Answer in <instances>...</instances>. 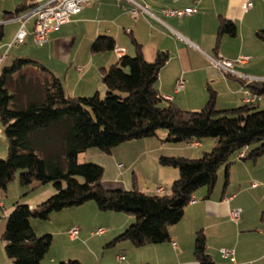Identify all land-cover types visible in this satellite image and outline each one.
I'll return each instance as SVG.
<instances>
[{"label":"trees","instance_id":"obj_1","mask_svg":"<svg viewBox=\"0 0 264 264\" xmlns=\"http://www.w3.org/2000/svg\"><path fill=\"white\" fill-rule=\"evenodd\" d=\"M24 0L3 18H13L33 7ZM235 36L236 25L221 19L216 45L222 35ZM4 36L0 23V42ZM264 43V29L255 32ZM135 54H123L101 70L104 97L71 96L57 78L37 60L16 57L0 68V124L6 137L7 153L0 158V190L16 178L21 186L37 187L52 183L54 193L29 208L15 201L6 216L1 240L4 253L13 264H41L52 240L50 234L37 236L31 219L47 220L52 212L78 207L93 201L101 211L125 212L133 221L109 244L128 241L135 247L169 240V227L182 217L195 191L213 189L217 170L230 164V156L247 147L240 160L264 157V107L243 104L218 109L214 92L198 110L182 109L164 100L157 80L167 56L158 53L152 62L144 58L140 44ZM114 49V39L101 35L91 43L93 53ZM28 75V72H34ZM249 88L264 94V82ZM167 131L163 141L198 142L215 140L211 149L197 158L161 155L158 163L178 170L163 193L132 189H109L102 184L103 168L94 163H79L78 155L95 147L110 154L120 143ZM228 170L225 172L227 180ZM81 178L82 180L80 181ZM261 219L264 220V212ZM193 257L197 264H215L206 252V236L196 232ZM56 264H81L78 260Z\"/></svg>","mask_w":264,"mask_h":264},{"label":"crops","instance_id":"obj_2","mask_svg":"<svg viewBox=\"0 0 264 264\" xmlns=\"http://www.w3.org/2000/svg\"><path fill=\"white\" fill-rule=\"evenodd\" d=\"M244 1L92 0L80 13L72 16L69 22L49 33L48 41L40 45L41 50L35 60L59 78L67 94L88 97L98 93L100 96L101 92H105L100 80L101 70L115 63L118 56L114 50L93 53L90 50L91 43L98 36L108 35L114 39V47L124 48V54L132 56L136 50L133 42H138L148 62H152L158 53L167 56L158 74L157 88L160 94L171 96V101L181 108L198 110L207 101L209 88L214 92L216 108H235L244 104V81L236 76L218 74L211 58L222 56L235 59L239 55L250 56L251 59L245 64H234L233 70L248 76L264 77V43L255 36L257 30L264 29V17H261L264 0H252V7L246 11L243 9ZM134 2L147 5L149 13L133 14L131 10L135 7ZM166 8H192L193 13L183 17H168L162 12ZM221 19L230 20L236 25V35L232 37L224 34L216 45ZM1 21H16L19 25L17 16L2 18ZM29 22L33 23V20L29 19L26 25ZM62 50L68 51L61 54ZM180 77L183 78L184 85L175 92L174 85ZM260 103L264 107V94L255 104L259 107ZM163 136L164 132L129 140L112 148L105 168L102 167V184L109 189L129 190L127 174L134 170L142 155H148L152 165H156L152 167L155 174L144 182L134 183V186L139 191L148 193H154L157 187L166 190L178 177V170L158 163L161 155L175 156L167 151L174 148H168L166 143L176 142L163 141ZM197 143L194 147H202L204 143L212 147L215 140L204 139ZM135 148L140 152L131 158L127 151ZM118 164H122V167L119 168ZM106 168L110 174L105 172ZM221 175L219 178L217 173L211 192L208 193L205 186L195 191L185 206L181 219L169 227L168 241L141 247H135L128 241L109 244L133 221L130 214L113 212L114 214H110L111 221L107 218L97 228L105 230L97 240L101 246V254L92 248L88 249L89 254L96 264H197L193 257L194 240L196 232L202 230L206 236V252L215 264H264V220L261 219L264 205L256 198L257 185L252 186L253 183L257 184L256 179H264V157L248 160L234 157L228 168L224 166ZM37 187L39 188H32L33 193H29L24 199L20 197L26 188H20V192L17 188L9 210L15 201L33 208L54 193L53 186ZM6 189L4 192L0 190V208L3 214L9 212L4 210L9 200ZM81 207L83 205L75 208L77 213L81 211ZM235 208L241 209L237 221L230 215V211ZM36 223L31 221L35 234L38 232ZM73 225L80 229L79 226L84 227L85 224L79 220ZM94 230L90 231V236H95ZM65 232L68 234V229ZM69 239L77 241L70 236ZM82 240L85 244L92 241L87 237ZM222 248H232L233 259L230 256L223 257L219 251ZM118 255L123 256L120 262L117 260ZM0 264H13L4 253L2 241Z\"/></svg>","mask_w":264,"mask_h":264},{"label":"rangeland","instance_id":"obj_3","mask_svg":"<svg viewBox=\"0 0 264 264\" xmlns=\"http://www.w3.org/2000/svg\"><path fill=\"white\" fill-rule=\"evenodd\" d=\"M23 1L24 0H0V23H3V30H4V36L0 42V48H1L0 55L3 56L2 62H0V68L6 65H10L12 60L16 57H24V58H30V59L35 60V57L40 53L41 46L38 44H35L31 36H28L22 44H13L10 47H8V44L11 43V41L13 40L15 30L17 26L19 25H17L18 23L16 21L6 22V21H1V19L3 18L5 10L14 11L16 6L23 3ZM261 17H264V12L261 13ZM32 25H33L32 22H29L26 25L29 31L32 30ZM67 51L68 50H62L61 54L62 53L66 54ZM34 73H36V71H34L33 73L28 72L27 74L34 75ZM104 93L105 92H101V95H100L101 98L104 97ZM262 107H263V104L260 103L259 108H262ZM182 109H185V108H182ZM0 129H1L0 158H4L7 153V143H6V137L2 130L1 124H0ZM163 132H164V136L162 137L163 139L166 137V134H167V131L165 129L163 128L157 129L156 134H162ZM205 139L211 140L213 138H205ZM166 144L168 148H174L172 150H167L170 152L171 155L172 154H174L175 156L188 155L187 157L189 158H197L202 154V152L211 149V145L206 144V143L202 144V147H199V148L194 147L193 145H190L189 143L185 144L183 142L166 143ZM175 147H180L181 149H177V148L175 149ZM139 149H142V148L140 147ZM139 152L140 150L138 151L137 148H135V149H131L130 151H127V154L131 158H134L137 156ZM108 155L109 154H106L95 147H91V148L86 149L84 152H81L78 155V162L79 163H94V164H98L101 167L105 168V165L108 160ZM234 157H237V153L231 154L229 160L233 161ZM155 166H156L155 163H153L152 165V163L150 162L148 155L146 156L142 155V159L140 160V162L136 164L134 170L133 171L130 170L129 173L127 174V181L130 183L129 189H131L134 186V183L138 184L141 181L144 182L146 179L153 177V175L155 174V170L152 167H155ZM224 166L225 165L220 166L219 171H217V173L219 174V178L220 176H222L221 173L223 171ZM105 172L108 174L109 171L107 168ZM18 174H19V171L16 173V178L11 180L7 185L6 190L8 192V199H9L7 201H8L9 206L8 204L7 206L5 205V209H4L5 212L10 211L9 207H10V204L12 203L11 199L12 197H14V194L16 193L17 188L19 192H20V188H26V190L21 192L20 199H24L25 197L28 196L29 193L30 194L33 193V191H31L32 189L31 186L23 187L19 184L18 179H17ZM79 179L80 181L82 180L81 178ZM255 181L257 183V189H258L256 198L259 203L264 205V179L263 178L262 180L256 179ZM217 184H219V180ZM38 186H52V183H45V184L38 185ZM37 188L39 187H36L35 189ZM26 191H30V192H26ZM1 192H4V190H2ZM34 192H37V191L34 190ZM84 204H82L83 207H81L82 209H80L81 211H79L78 213L75 209L76 207H70V208H65L61 211L52 212L47 220H40L36 218L31 219V221L37 222L36 223L37 224L36 229L38 231L36 233L37 236H43L45 234H50L52 236L51 244L46 254L44 255L43 259L41 260V264H56L59 261H65L69 259L78 260L80 261L81 264H96L95 259L91 257V255L88 252V249L89 248H92L94 250L96 249V251H98L99 254H101V250H100L101 246H99L100 243L97 241L98 239H100V236L96 234H94L95 236H90L89 233L91 230H94V229L97 230L98 227L102 226L103 225L102 223L107 218L108 220L111 221L112 217L110 214H114L115 212L113 213V211H101L97 208L96 204L93 201H87ZM120 213L128 214L125 212H120ZM7 214L8 212L6 214H3V211L0 208V241H2L1 235L4 231ZM115 218H114V221L116 222L117 220H115ZM79 220L84 221L85 225L84 227L81 225L79 226L81 230L78 228L79 234L77 238H75L77 239V241H72L69 239V236L67 232H65V230L67 229L69 230L72 227H78V226H74L73 224L75 222H78ZM96 230H94V232ZM80 233H81V238H80ZM86 237L89 240L91 239L92 241H88V243L85 244L84 243L85 241L82 240V238L85 239ZM224 249H232V248H224ZM118 261L120 262L121 260H118Z\"/></svg>","mask_w":264,"mask_h":264},{"label":"built area","instance_id":"obj_4","mask_svg":"<svg viewBox=\"0 0 264 264\" xmlns=\"http://www.w3.org/2000/svg\"><path fill=\"white\" fill-rule=\"evenodd\" d=\"M92 0H33V7L29 10L23 12L17 19L19 21V27L17 28L13 40L8 44L10 47L13 44H22L27 36L31 34L32 40L35 44L43 45L48 41V35L50 32L59 29L63 24L69 22L71 17L80 13V11L87 6ZM135 7L131 10L133 14L137 13H149L148 7L145 4H140L134 2ZM252 7V0H245L243 3L244 11ZM163 14L168 17H183L189 16L193 13L192 8L184 9H172L166 8L162 10ZM32 19L33 26L32 30L29 31L26 27V22ZM115 54L120 57L124 54V48L114 47ZM3 56L0 55V62H2ZM251 59L247 55H239L235 59H228L222 56H216L211 58V62L214 68L217 70L218 74L221 75H232L236 76L244 81V90L242 101L244 104H255L261 99V95L249 88L250 84H259L264 82V77L260 76H248L240 74L233 70L234 64H245ZM79 69V68H78ZM184 85L183 78H178L174 85V91L178 92ZM161 97L166 101H171L172 97L166 94H161ZM1 134V129H0ZM190 145L196 146L197 142H191ZM247 147L242 148L237 152V159H241L246 155ZM121 168L122 164H118ZM257 184L253 183L252 186L255 187ZM156 193H163V187H157L155 189ZM241 214L240 208H235L230 211L232 219L238 220ZM103 228L97 229L93 232V235H101L104 233ZM68 234L72 239L77 238L79 234L78 227H72L68 230ZM221 254L225 256H230L233 259V250L224 249L220 250ZM118 260H122L123 256L118 255ZM147 264V263H140ZM234 264V262H232Z\"/></svg>","mask_w":264,"mask_h":264}]
</instances>
